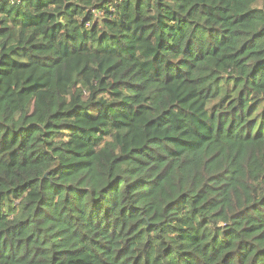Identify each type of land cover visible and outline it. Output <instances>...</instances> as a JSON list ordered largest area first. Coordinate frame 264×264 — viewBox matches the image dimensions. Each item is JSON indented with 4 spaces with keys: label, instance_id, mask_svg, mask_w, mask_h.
I'll return each instance as SVG.
<instances>
[{
    "label": "trees",
    "instance_id": "trees-1",
    "mask_svg": "<svg viewBox=\"0 0 264 264\" xmlns=\"http://www.w3.org/2000/svg\"><path fill=\"white\" fill-rule=\"evenodd\" d=\"M0 264H264V0H0Z\"/></svg>",
    "mask_w": 264,
    "mask_h": 264
},
{
    "label": "built area",
    "instance_id": "built-area-1",
    "mask_svg": "<svg viewBox=\"0 0 264 264\" xmlns=\"http://www.w3.org/2000/svg\"><path fill=\"white\" fill-rule=\"evenodd\" d=\"M12 1H15V0H12Z\"/></svg>",
    "mask_w": 264,
    "mask_h": 264
},
{
    "label": "water",
    "instance_id": "water-1",
    "mask_svg": "<svg viewBox=\"0 0 264 264\" xmlns=\"http://www.w3.org/2000/svg\"><path fill=\"white\" fill-rule=\"evenodd\" d=\"M47 174H45V176H46Z\"/></svg>",
    "mask_w": 264,
    "mask_h": 264
}]
</instances>
